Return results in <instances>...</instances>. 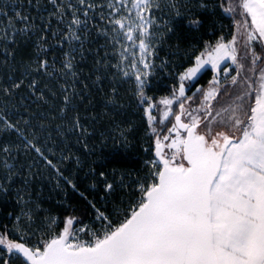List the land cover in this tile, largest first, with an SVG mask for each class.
<instances>
[{
    "label": "snow or ice",
    "instance_id": "snow-or-ice-1",
    "mask_svg": "<svg viewBox=\"0 0 264 264\" xmlns=\"http://www.w3.org/2000/svg\"><path fill=\"white\" fill-rule=\"evenodd\" d=\"M0 264H264V0H0Z\"/></svg>",
    "mask_w": 264,
    "mask_h": 264
},
{
    "label": "trees",
    "instance_id": "trees-1",
    "mask_svg": "<svg viewBox=\"0 0 264 264\" xmlns=\"http://www.w3.org/2000/svg\"><path fill=\"white\" fill-rule=\"evenodd\" d=\"M211 73H208L204 76L203 80H201V83H205L210 78Z\"/></svg>",
    "mask_w": 264,
    "mask_h": 264
}]
</instances>
